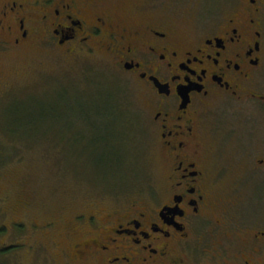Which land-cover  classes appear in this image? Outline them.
<instances>
[{
	"label": "flooded vegetation",
	"instance_id": "flooded-vegetation-1",
	"mask_svg": "<svg viewBox=\"0 0 264 264\" xmlns=\"http://www.w3.org/2000/svg\"><path fill=\"white\" fill-rule=\"evenodd\" d=\"M122 2L0 0V49L35 38L107 54L146 94L162 152L161 188L73 215L52 237L60 261L264 264V130L233 114L250 102L264 120V0L184 26L151 9L127 19Z\"/></svg>",
	"mask_w": 264,
	"mask_h": 264
},
{
	"label": "rangeland",
	"instance_id": "rangeland-1",
	"mask_svg": "<svg viewBox=\"0 0 264 264\" xmlns=\"http://www.w3.org/2000/svg\"><path fill=\"white\" fill-rule=\"evenodd\" d=\"M121 4L127 19L143 21L151 9L184 26L219 21L231 2ZM260 81L264 92V72ZM260 109L246 102L233 114L260 134ZM150 111L146 94L103 52H65L35 38L1 47L0 264H66L51 241L73 215L127 205L161 188L162 152ZM129 123L134 132L127 136Z\"/></svg>",
	"mask_w": 264,
	"mask_h": 264
},
{
	"label": "trees",
	"instance_id": "trees-1",
	"mask_svg": "<svg viewBox=\"0 0 264 264\" xmlns=\"http://www.w3.org/2000/svg\"><path fill=\"white\" fill-rule=\"evenodd\" d=\"M128 125H130V123L128 124ZM134 132V130H133V126L132 125H130V128H128L127 130H125L124 132L122 131V133H125L124 135H127V134H130V132ZM131 132V133H132ZM134 134V133H133ZM127 136H129V135H127ZM126 136V137H127Z\"/></svg>",
	"mask_w": 264,
	"mask_h": 264
}]
</instances>
